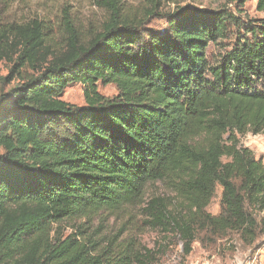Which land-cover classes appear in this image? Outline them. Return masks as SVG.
<instances>
[{"label":"trees","instance_id":"obj_1","mask_svg":"<svg viewBox=\"0 0 264 264\" xmlns=\"http://www.w3.org/2000/svg\"><path fill=\"white\" fill-rule=\"evenodd\" d=\"M146 1L131 19L121 0H101L108 17L87 41L65 18L61 49L44 22L0 24V61L33 72L0 96V264H144L113 242L62 240L53 226L140 206L156 183L173 196L149 203V223L179 237L185 256L204 238L259 236L264 165L240 137L264 133V18L210 66L209 45L240 25L234 12L178 8L158 33L148 26L161 0ZM257 8L264 14V0ZM73 84L84 107L62 100Z\"/></svg>","mask_w":264,"mask_h":264},{"label":"rangeland","instance_id":"obj_2","mask_svg":"<svg viewBox=\"0 0 264 264\" xmlns=\"http://www.w3.org/2000/svg\"><path fill=\"white\" fill-rule=\"evenodd\" d=\"M124 13L131 19L141 18L150 5L146 0H121ZM101 0H0V24H26L32 20L44 22L51 28L52 50L62 48L66 36L65 18L70 19L77 33L87 41L101 30L108 17ZM258 0H246L244 6L236 0H161L160 15L149 22V28L161 33L167 29L164 14L178 8L192 7L207 10L228 9L239 18V26H229L226 37L211 43L206 50L210 66H216L236 45L239 37L244 38L245 26L251 20L264 18L257 8ZM241 6V7H240ZM11 64L0 61V96L8 93L31 75L30 69H23L19 75L12 73ZM264 90V81L256 84ZM101 95L112 98L118 95L114 85L98 84ZM65 102L84 107L85 88L80 84L69 86L62 97ZM240 144L250 149L256 160L264 165V133L247 134L240 137ZM173 194L161 183L149 185L147 195L140 206H134L120 213H100L92 218L78 222L65 221L53 226V233L62 240L72 237L80 243L107 248L113 242L117 248H126L130 254L139 253L146 257L144 264H264V219H260V232L253 244L245 243L240 234L229 233L224 238L211 240L204 238L193 244L192 253L185 256L183 244L172 232L152 227L146 210L155 198L166 199ZM222 188L217 187L216 196L207 209L212 215L220 212ZM260 251V252H259ZM259 252V253H258ZM254 258V261L251 259Z\"/></svg>","mask_w":264,"mask_h":264}]
</instances>
